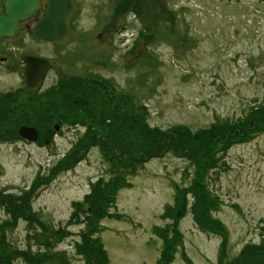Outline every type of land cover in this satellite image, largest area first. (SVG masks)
<instances>
[{
    "label": "rangeland",
    "instance_id": "374dc122",
    "mask_svg": "<svg viewBox=\"0 0 264 264\" xmlns=\"http://www.w3.org/2000/svg\"><path fill=\"white\" fill-rule=\"evenodd\" d=\"M75 2L88 125L0 148V264H264V0Z\"/></svg>",
    "mask_w": 264,
    "mask_h": 264
},
{
    "label": "flooded vegetation",
    "instance_id": "af4514ba",
    "mask_svg": "<svg viewBox=\"0 0 264 264\" xmlns=\"http://www.w3.org/2000/svg\"><path fill=\"white\" fill-rule=\"evenodd\" d=\"M75 1L72 0V9L65 18V33L62 39L49 40L34 36V28L46 16L48 0H38V7L31 16L19 23L16 35L0 37V70H7L13 79V88L8 95L0 94V148L5 149L9 156L20 154L29 158L32 154L29 148L32 145L48 151L50 143L63 137L65 127L80 129L88 125L81 117V83L75 74L78 65L75 54L67 51L64 46L71 28L67 20L76 9ZM4 13V6H0V15ZM29 59L36 60L30 64V76L27 73ZM97 82L107 91L110 90L108 81ZM88 92L89 90L83 94L88 96ZM118 103L116 97L106 103L107 116H104L103 108L101 114L100 111L89 115L86 112L84 116H88L93 124L102 126L110 121L113 111L117 110L118 117L121 120L125 117L127 121L123 103L119 108H113ZM84 106L89 107L90 104L86 102ZM23 128L32 129L34 132L28 130L23 137L20 134ZM94 138L107 144L109 142L107 134H95ZM114 151L116 155H120L116 148ZM126 158L127 155L124 154L123 159ZM141 159L143 155L138 160ZM88 202L89 200L83 204L87 212ZM4 203L8 210L10 202L4 199ZM25 212L27 213L26 209ZM86 216L77 218L86 221ZM85 223L87 224V221Z\"/></svg>",
    "mask_w": 264,
    "mask_h": 264
},
{
    "label": "water",
    "instance_id": "95a60500",
    "mask_svg": "<svg viewBox=\"0 0 264 264\" xmlns=\"http://www.w3.org/2000/svg\"><path fill=\"white\" fill-rule=\"evenodd\" d=\"M0 6L5 8V13L0 15V37H13L18 32L19 23L30 17L38 7V0H0ZM72 6V0H48L46 16L34 28V36L49 40L62 39L65 33V18ZM136 53L137 50L130 52L126 60H129ZM29 60L30 62L27 61L28 76L31 73V62L36 61L35 59ZM28 130L34 132L32 129L23 128L20 134L25 137V132ZM217 173L218 169H211L208 175L215 178ZM80 221L83 220L80 219Z\"/></svg>",
    "mask_w": 264,
    "mask_h": 264
},
{
    "label": "trees",
    "instance_id": "16d2710c",
    "mask_svg": "<svg viewBox=\"0 0 264 264\" xmlns=\"http://www.w3.org/2000/svg\"><path fill=\"white\" fill-rule=\"evenodd\" d=\"M169 142H171L170 140H169ZM104 144H106L107 145V143L106 142H103ZM115 155H116V153H115ZM213 169H216V168H213ZM209 170H211V169H209ZM209 170H208V172H209ZM209 176V175H208ZM37 182V181H36ZM114 184L111 186V188L113 189L114 187ZM25 199H26V197H25ZM23 201H24V199H23ZM92 199H89V202H88V204H89V207L91 208V206H90V204L92 203ZM176 204H178L179 205V207H180V204L179 203H176ZM24 205H25V201H24ZM172 212V211H171ZM173 212H174V210H173ZM172 212V213H173ZM8 263H10V262H8Z\"/></svg>",
    "mask_w": 264,
    "mask_h": 264
}]
</instances>
